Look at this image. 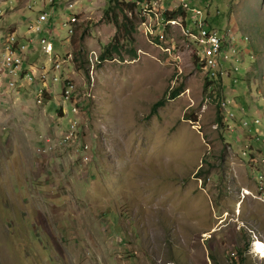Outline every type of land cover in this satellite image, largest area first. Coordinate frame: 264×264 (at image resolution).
<instances>
[{
    "label": "rangeland",
    "instance_id": "374dc122",
    "mask_svg": "<svg viewBox=\"0 0 264 264\" xmlns=\"http://www.w3.org/2000/svg\"><path fill=\"white\" fill-rule=\"evenodd\" d=\"M122 1L133 0H64L65 8L0 0V31H9L0 55L17 43L35 51L25 37L46 4L55 9L43 26L58 24L63 57L57 70L38 42L25 61L38 92L0 84V264H237L240 254L242 264H264V0H207L236 50L216 68L233 61L237 78L223 85L215 76L221 98L213 84L205 89L215 67H204L199 29L180 0L148 17V27L138 4L116 10L119 22L132 18L136 57L125 28L106 15ZM180 4L186 20L168 19ZM114 36L122 55L100 61ZM69 92L72 104L62 96Z\"/></svg>",
    "mask_w": 264,
    "mask_h": 264
},
{
    "label": "built area",
    "instance_id": "2783aa9c",
    "mask_svg": "<svg viewBox=\"0 0 264 264\" xmlns=\"http://www.w3.org/2000/svg\"><path fill=\"white\" fill-rule=\"evenodd\" d=\"M169 1V0H167ZM191 2V9L198 10V7H206V14H198L196 18H188L190 21V25L192 26H200L201 32L205 37V52H210V60L207 62V66L213 67V60H220L225 61V53L227 51L223 50V43H226L227 38L229 37L225 31L209 25L208 19L211 12L210 9L212 7L210 1L207 0H190ZM55 3H58L60 6V0H56ZM136 4H139L141 8H144L143 1H137ZM180 7L181 4H180ZM49 9H55L54 7H46V4L38 9L39 14L47 15L49 14ZM65 10V9H64ZM71 13V10H68ZM69 14L64 16V23H62V28H66L69 32V35L72 33L73 26H66V19ZM182 16V15H181ZM187 17V11L186 16ZM57 25L53 23H48V27H41L40 26V40H32V33L31 28H28L27 34L25 39H30L31 42H40L41 44V52L42 56L45 58H52L57 60V66H60V59L63 57L55 50V44L58 36ZM2 35V31H0V36ZM16 37V35H15ZM18 47H22V43H17V52L14 57H21L24 59V56H34L36 53L26 52L25 54H18ZM69 54H66L64 57H68ZM235 58H240V50H237V56ZM234 59V58H233ZM243 60H241V63ZM0 65L6 69H14L17 70V73L20 67H11L8 63H4V55H0ZM38 65L41 66V63L38 62ZM62 68V67H61ZM216 77H220L223 83H226L227 79L236 80V77H233V61L232 66H225L223 68V75H217ZM32 91H38V81L37 83H32ZM74 89V88H73ZM42 91V90H40ZM63 97H67V101L71 102L70 99V92L68 94H62ZM221 104H229V101H223ZM72 117L69 119H74V113L71 112Z\"/></svg>",
    "mask_w": 264,
    "mask_h": 264
},
{
    "label": "bare ground",
    "instance_id": "6f19581e",
    "mask_svg": "<svg viewBox=\"0 0 264 264\" xmlns=\"http://www.w3.org/2000/svg\"><path fill=\"white\" fill-rule=\"evenodd\" d=\"M56 0H51V2H53L52 4L54 5ZM64 0H60V3L63 2ZM184 5L185 7L192 13L191 15H193V18H196L198 17V14H204V8H200L198 7V10L196 9H191V2L190 0H180ZM168 1L167 0H145L143 1V3L145 4L144 5V8H141L140 5L138 4V6L136 7V11H138L140 13V16L144 19L143 21V24L144 26L148 27L147 25V18L149 17H158L159 16V11L161 10H166L165 9V6H166V3ZM51 4V3H50ZM51 4V6H52ZM212 5V3H211ZM181 8V7H180ZM1 11V10H0ZM53 15V14H52ZM49 14L47 15H43L41 14V19L38 21L37 24H34L32 25L30 28H31V33H36V34H40L39 33V30H40V26L41 27H44L43 24H44V20L46 18H48ZM165 19V13L163 15V18L160 20V26L162 27V24H163V20ZM151 21V19H150ZM149 22V21H148ZM150 24V23H148ZM193 27H196L199 29V34H200V41H201V45H198V47L200 46V51H199V54L204 57L207 61L210 60V52H205V37L203 35V33L201 32V29H200V26H193ZM193 30V29H192ZM6 34H7V31L4 29L3 30ZM196 31V30H194ZM9 32V31H8ZM13 34V32H11ZM193 33V32H192ZM10 34V33H9ZM8 34V36H9ZM36 34H32V38H34V40H39V36H37ZM152 34H154V31H152ZM191 34V33H190ZM189 34V35H190ZM12 36V35H11ZM193 36V35H192ZM15 36L13 35L12 36V40ZM17 40V39H16ZM16 42V41H14ZM234 42V41H233ZM27 43V42H26ZM31 43V42H30ZM36 43V42H35ZM40 43V42H39ZM198 43V42H197ZM8 46V45H7ZM15 46V45H14ZM32 46V45H30ZM6 49V48H5ZM21 49V50H25L26 47L22 44V47H18V50ZM13 46L11 47L10 50H7L5 51L4 53V63H8L9 66L11 67H20L18 73H17V70H14V69H6L4 68L3 70H0V74H1V77H0V84L3 86V84L5 82H7V85L8 87H19L20 84H23L25 86V88L29 87V86H32V83H36V80H37V75H36V80H35V76L33 74V72L31 71V69L29 68V64L28 63V60L31 58L30 57H24V59H22L21 57H14V56H10L13 55L15 52L13 51ZM223 50L224 51H227L225 53V60H230V57H232V55L234 53H236V50L234 47H230V48H227V45L226 43H223ZM19 54H22V53H19ZM205 54H207L205 56ZM6 57V58H5ZM27 59V63L25 62ZM62 63L61 60H60V66H57V62L55 63V68L57 70H60L62 69ZM226 63V62H225ZM31 66V65H30ZM219 66V60H213V67L217 68ZM64 67V66H63ZM211 67V66H210ZM38 74V73H37ZM212 80V79H211ZM29 84V85H28ZM224 85V83H223ZM38 92V91H37ZM42 92V91H40ZM254 126V125H253ZM250 127V126H249ZM260 127V126H259ZM251 128V127H250ZM252 129V128H251ZM259 247L256 248V251H258Z\"/></svg>",
    "mask_w": 264,
    "mask_h": 264
},
{
    "label": "trees",
    "instance_id": "16d2710c",
    "mask_svg": "<svg viewBox=\"0 0 264 264\" xmlns=\"http://www.w3.org/2000/svg\"><path fill=\"white\" fill-rule=\"evenodd\" d=\"M135 6H136V2L134 0L130 1V2L122 1V2H117L116 5L114 4L113 7H111V8L106 10V15H107V17H109V19H110V14H113L114 17H112L110 20L117 26L118 29H121L122 27L125 28L127 36H128L127 39H128L129 44H130V47H129L128 51H129L130 56H132V57H136L137 56L136 49H134L133 45H131V44H133L134 41H133V38L130 35L131 32H132L131 30L135 28L134 27V23L132 22V18L128 14L124 15L125 21H122V23L119 22L116 10L119 9V10L125 11L128 8L130 11H133ZM216 12H217L216 14H220L219 10H217ZM179 14H181L183 17H185L186 16V11L182 10L181 8H179V12H177V11H168L166 13V16H167L168 19L169 18L172 19V17H177ZM174 19H176V18H174ZM185 20H186V17H185ZM208 23L211 26H218V25L213 24L210 19H208ZM67 26H74V24L68 23ZM72 29H74V27ZM31 45H33V44H31ZM123 47L124 46H123L122 43H120V40L117 39L116 36H114V41L109 42V43H107L104 46V50L100 53L98 58H99L100 61H105V60L113 59L115 57V55L121 56ZM196 60H198V59H196ZM203 62H204V67L206 68L207 67L206 60L203 61ZM222 74L223 73L221 71H219L218 69L212 68V69L208 70V76L205 77V85H204L205 89H208V87L211 84H213L215 86V88L216 87L218 88L217 96L219 98H221V89L224 90V87H221L222 81H220V79L219 80L215 79V76L222 75ZM241 78H243V76H241ZM181 91H182V85H178V86L174 87L173 91L170 93V97L169 98H175L176 96H178L181 93ZM166 100L167 99L164 98V99H161V100L157 101L154 104V112L156 111V109L158 107L164 105ZM232 104L233 103H230L229 106H231ZM217 105L221 106V101H218ZM232 109H233V107H232ZM238 109H240V108H238ZM218 111H219V109H218ZM219 113H220V111H219ZM224 114L225 113L222 112L221 115L218 116V122L219 123H223L225 128H227V124L223 120V118H225ZM240 255H241V257H240L241 261H240V263H237V264H242L244 262V258L242 256V254H240ZM215 264H217V263L215 262ZM234 264H236V263H234Z\"/></svg>",
    "mask_w": 264,
    "mask_h": 264
},
{
    "label": "clouds",
    "instance_id": "9594fccd",
    "mask_svg": "<svg viewBox=\"0 0 264 264\" xmlns=\"http://www.w3.org/2000/svg\"><path fill=\"white\" fill-rule=\"evenodd\" d=\"M46 95H50V93L45 92L44 96L46 97ZM78 104H79V103H78ZM60 110H61V108H60ZM61 113H62V110H61ZM64 113H65V112H64ZM62 114H63V113H62ZM65 114H67V113H65ZM71 115H72V114H71ZM251 122H252V121H248L247 119H245V121L243 122V125L246 126V127H248V128L250 129L249 125H250ZM253 122H254L255 124H258L259 120L256 119V120H254ZM85 148H87V146H85ZM261 183H262L263 185H262ZM261 183H260V187H261V189H264V183H263L262 181H261ZM262 198H263V200H264V195H263ZM257 241H258V240H255V241H254V245L252 244V245L254 246V248H255V243H256ZM253 251H254V249H253Z\"/></svg>",
    "mask_w": 264,
    "mask_h": 264
},
{
    "label": "crops",
    "instance_id": "0c3cea01",
    "mask_svg": "<svg viewBox=\"0 0 264 264\" xmlns=\"http://www.w3.org/2000/svg\"><path fill=\"white\" fill-rule=\"evenodd\" d=\"M66 4H67V3H64V4H62L61 6H62L63 8H65V7H66ZM61 6H60V7H61ZM53 13H54V12H53ZM3 30H4V29H3ZM3 30H2V32H4ZM7 32H8V31H7ZM4 35H7V34L5 33V34L1 35V37H7V36H4ZM36 45H39V46H40V44H39L38 42L35 43V45L33 46V47L35 48V51H36L37 48H38ZM35 51H34V52H35ZM34 52H33V53H34Z\"/></svg>",
    "mask_w": 264,
    "mask_h": 264
}]
</instances>
